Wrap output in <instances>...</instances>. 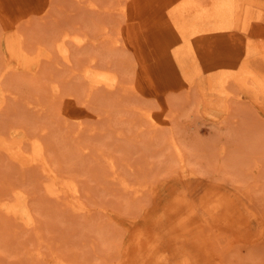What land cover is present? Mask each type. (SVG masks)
<instances>
[{
    "label": "rangeland",
    "instance_id": "rangeland-1",
    "mask_svg": "<svg viewBox=\"0 0 264 264\" xmlns=\"http://www.w3.org/2000/svg\"><path fill=\"white\" fill-rule=\"evenodd\" d=\"M182 2L0 0V264H264V0Z\"/></svg>",
    "mask_w": 264,
    "mask_h": 264
},
{
    "label": "bare ground",
    "instance_id": "bare-ground-1",
    "mask_svg": "<svg viewBox=\"0 0 264 264\" xmlns=\"http://www.w3.org/2000/svg\"><path fill=\"white\" fill-rule=\"evenodd\" d=\"M138 1H139V0H138ZM160 1H161V0H160ZM162 1L164 2V0H162ZM174 1H175V0H174ZM147 2H148V1H147ZM156 2H159V1H156ZM166 2H167V0H166ZM177 2H178V1H177ZM179 2H180V0H179ZM183 2H184V0H183ZM183 2L180 3L179 5H180V6H181V4L183 5ZM144 3H145V2H144ZM144 3H143V4H144ZM154 3H155V2H154ZM154 3H153V4H154ZM172 3H173V2H172ZM185 3H186V1L184 2V4H185ZM229 3H230V2H229ZM150 4H151V2H150ZM156 4L158 5V3H156ZM160 4H162V2H160ZM160 4H159V6H164V8L166 7V5H164V4H163V5H160ZM173 4H174V3H173ZM219 4H221V1L219 2ZM229 5H230V4H229ZM177 6H178V5H177ZM180 6H179V7H180ZM226 6H228V4H227ZM167 7H168V6H167ZM170 7H171V6H170ZM147 8H148V7H147ZM140 9L143 10L142 8H140ZM157 9H158V8H157ZM183 9H184V8H183ZM147 10H148V9H147ZM149 10H150V9H149ZM161 10H162V9H161ZM165 10H167V9H164V11H165ZM137 11H138V10H137ZM159 11H160V9H159ZM218 11H221V5H220V7H219V10H215L212 14L216 16V15H218ZM152 12H153V11H152ZM162 12H163V11H162ZM166 12L168 13V11H166ZM149 15H150V14H149ZM152 15H153V14H152ZM164 17H165V16H164ZM156 18H157V15H156ZM151 19H152V18H151ZM220 24H221V23H220ZM139 25H140V24H139ZM144 25H145V24H144ZM221 25H222V24H221ZM224 25H225V24H223V26H224ZM132 26H133V25H132ZM218 26H219V27H222V26H220V25H218ZM225 26H226V25H225ZM144 27H145V26H144ZM144 27H143V28H144ZM143 28H142V29H143ZM191 28H192V26H191ZM201 28H202V27H201ZM201 28L197 29V27H196V28L194 27L195 30L197 29V32H198L199 30H201ZM145 29H146V27H145ZM187 29H188V28H187ZM192 29H193V28H192ZM133 30H134V29H133ZM140 30H141V29H140ZM143 30H144V29H143ZM144 31H145V30H144ZM188 31H189V29H188ZM201 31H202V30H201ZM66 32L69 34L68 31H66ZM186 33H187V32H186ZM193 33H194V32H193ZM199 33H200V32H198L197 35H199ZM201 33H202V32H201ZM201 33H200V34H201ZM64 34H65V32H64ZM208 34H209V33H208ZM191 35H192V33H191ZM191 35H190V37H188V38H191V37H192ZM210 35H211V34H210ZM66 36H67V35H66ZM143 36H146V35L144 34ZM194 36H195V35H194ZM206 36H208V35H206ZM206 36H205V37H206ZM186 37H187V36H186ZM67 38H68V36H67ZM77 38H79V37H77ZM147 38H148V37H147ZM192 38L196 39L195 37H192ZM145 39H146V38H145ZM194 39H193L192 41H194ZM197 39H198V38H197ZM204 39H205V41H206V38H204ZM66 40H67V39L65 38L64 41H66ZM78 40H79L80 42L82 41L81 36H80V38H79ZM189 40H191V39H189ZM193 43H195V41H194ZM196 44H197V43H196ZM200 44H201V43H200ZM215 44H216V42H215ZM215 44H214V45H215ZM192 45H193V44H192ZM198 45H199V44H198ZM198 45H197V46H198ZM195 46H196V45L193 46L194 49L196 48ZM216 46H218V45H216ZM218 47H219V46H218ZM199 48H200V46L198 47V49H199ZM201 49H202V48H201ZM218 49H219V48H218ZM195 50H196V49H195ZM199 50H200V49H199ZM219 50H220V49H219ZM219 50H217V51H219ZM196 51H197V50H196ZM200 51H201V52H200ZM200 51H198V52H200V53L202 54V51H203V50H200ZM217 51H216V52H217ZM220 51H221V50H220ZM205 52H206V51H205ZM211 52H212V51H211ZM203 54H204V53H203ZM220 54H221V53H220ZM66 55L68 56V54H65V56H66ZM211 55H213V54H211ZM67 56H66V57H67ZM208 56H209L208 58L210 59V57H211L210 54H209ZM214 56H215V55H214ZM214 56H213L212 58H214ZM223 56H224V55H223ZM216 57H218V55H216ZM216 57H215V58H216ZM230 57H231V56H230ZM206 58H207V57H206ZM209 59H208V60H209ZM224 59H225V58H224ZM224 59H223V60H224ZM213 60H214V59H213ZM209 61L212 62V60H209ZM232 61H233V58H232ZM222 62H223V61H222ZM112 74H113V73H112ZM109 75H110V74H109ZM111 76H112V75H111ZM100 78H101V77H100ZM97 79H98V78H97ZM114 79H115V78H114ZM114 79H113V80H114ZM102 80H103V79H102ZM110 80H112V79H110ZM110 80H109V81H110ZM104 81H105V79H104ZM109 81H107V82H109ZM97 82H99V79H98ZM101 82H102V81H101ZM107 82H105V83H107ZM107 84H109V83H107ZM150 111L152 112V110H149L148 112L151 113ZM164 113H165V112H164ZM151 114H152V113H151ZM154 115H155V114H154ZM154 115H153V116H154ZM166 115H167V112H166ZM82 117H83V116H82ZM163 117H164V116H163ZM167 117L169 118V115H167L166 118H167ZM151 118H152V117H151ZM157 119H158V118H157ZM159 119H160V118H159ZM152 120H153V119H152ZM154 120H155V119H154ZM153 122H154V121H153ZM160 122H161V121H160ZM158 123H159V122H158ZM166 123H167V122H166ZM156 124H157V122H156ZM14 140H15V139H14ZM40 141H41V140H40ZM37 142H38V141H37ZM37 142H36V145H38ZM41 142H42V141H41ZM39 143H40V142H39ZM40 144H41V143H40ZM43 144H44V143H43ZM16 145H17V144H16ZM18 145H19V144H18ZM36 145L33 146V148L36 149ZM14 146H15V145H14ZM43 147H44V145H43ZM20 148H21V147H20ZM38 148L40 149L41 147L38 146ZM25 149H26V148H25ZM39 149H37V152H36V150H35V152L33 151L34 153L30 152L32 155H29V154L26 155V160H29V161H26L25 163H28V162H36V161L39 159L38 156H40V154H41V153H40L41 151H40V152L38 151ZM15 150H16V149H15ZM18 150H19V149H18ZM22 150H23V149H22ZM26 150H27V149H26ZM26 150H25V152H26ZM28 150H29V149H28ZM31 150H32V149H31ZM43 150H44V149H43ZM43 150H42V151H43ZM15 152H16V151H15ZM23 152H24V151H23ZM27 153H28V152H27ZM38 153H39V154H38ZM18 155H19V154H18ZM43 157H44V156H43ZM19 158H20V157H19ZM20 159H23V158H20ZM24 159H25V158H24ZM39 160H40V159H39ZM22 161H23V160H22ZM23 163H24V162H23ZM45 169H46V168H45ZM46 170H47V169H46ZM51 182H52V181H51ZM55 184H56V183H55ZM49 186H52V188L49 187V190H51V192H53L52 190H54V187H55V186H54V183H52V185L49 184ZM56 190H57V189H55V191H56ZM56 192H58V191H56ZM240 192H241V190H240ZM243 192H244V191H243ZM243 194H244V193H243ZM245 195H247V193H246ZM190 206H191V205H190ZM186 213H187V212H186ZM181 214H183V213H181ZM190 215H192V214H190ZM177 218H178V217H177ZM184 223H185V222H184ZM194 223H195V222H194ZM202 223H204V222H202ZM202 223H201V221H200V225H202ZM192 224H193V223H192ZM204 224H205V223H204ZM203 226H204V225H203ZM184 228H185V227H184ZM199 229H200V228H199ZM193 230H195V229L193 228ZM184 235H186V234H184ZM186 256H188V255H186ZM185 258H186V257H185ZM187 259H188V258H187ZM202 259H203V258H202ZM206 260H207V259H206ZM182 261H184V260H182ZM207 261H208V260H207ZM207 261H206V262H207ZM185 262H186V261H185ZM206 262H205V263H206ZM159 263H161L160 260H159ZM188 264H189V263H188ZM202 264H203V262H202ZM212 264H213V263H212Z\"/></svg>",
    "mask_w": 264,
    "mask_h": 264
}]
</instances>
